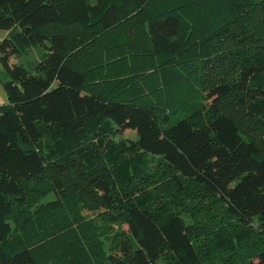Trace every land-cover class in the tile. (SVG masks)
<instances>
[{"label":"trees","instance_id":"trees-1","mask_svg":"<svg viewBox=\"0 0 264 264\" xmlns=\"http://www.w3.org/2000/svg\"><path fill=\"white\" fill-rule=\"evenodd\" d=\"M0 32V264H264V0H0ZM194 190L207 244L168 200ZM76 205L105 224H44Z\"/></svg>","mask_w":264,"mask_h":264},{"label":"rangeland","instance_id":"rangeland-1","mask_svg":"<svg viewBox=\"0 0 264 264\" xmlns=\"http://www.w3.org/2000/svg\"><path fill=\"white\" fill-rule=\"evenodd\" d=\"M88 3L90 5H94L96 3V0H88ZM2 32H0V36ZM43 51L40 47H37L35 49H32V52L27 53L26 55H23L21 57H12L10 59V64L17 65V66H23L27 69H32L33 66L40 60V57L42 55ZM6 81V75L3 72V70L0 67V97L5 103V93L3 89V83ZM135 139V133L133 131H125L120 137L117 139ZM167 173H161L158 175V177L155 180L154 184H160V187L158 189V193L161 192V189L163 188L164 184L169 183L167 178ZM195 194L192 197V199H185L183 197H176V195L171 196L168 200H172V202H176L180 204V206L183 208V210L188 209L190 214L182 213L183 219L188 223L191 224L195 229L199 230L201 232L200 235V241H203L204 244L209 243L208 239H205L206 236H210L214 230L220 231L218 228L223 229L222 227H225L228 225V218L226 219V214L224 213V210L222 208L217 207L213 202L212 199H210L206 194L202 191L194 190ZM53 196H49L48 199H52ZM165 195L161 194L159 195V200H164ZM86 204H88L86 202ZM68 208V210H67ZM101 211L96 210H90L88 207L84 205H76V206H67L66 210L59 212L57 216H55L54 220H46L47 223H44L45 225L50 224L49 226H53L54 228L59 225L60 223L64 225H69L71 222L74 223V226L79 223L80 226H82L83 229L88 227V221H95L99 223L100 225H104V220L100 217ZM37 215V219L39 221L43 220L44 216H40L39 214L33 213V216L30 214L31 220L29 222L30 224H33V226L28 230L29 234H36L37 237L41 236L38 234L40 229L35 223L34 219ZM34 217V218H33ZM87 221V222H86ZM86 222V223H85ZM126 231V227H119L117 225H106V236H109L112 240V246L109 247L108 253L113 252L115 257H117L119 254L118 250L120 248V245L122 244V236L121 233H124ZM114 234H118L116 236H113ZM42 237V236H41ZM258 247V243L256 242V237H253L249 240V242L244 246L243 250L238 252L235 257H233V260L247 257V255L251 254V248L252 247ZM107 248V247H106ZM107 251V250H106ZM100 258L92 257L90 259V264H98L100 262ZM160 264H168V262L161 260Z\"/></svg>","mask_w":264,"mask_h":264},{"label":"crops","instance_id":"crops-1","mask_svg":"<svg viewBox=\"0 0 264 264\" xmlns=\"http://www.w3.org/2000/svg\"><path fill=\"white\" fill-rule=\"evenodd\" d=\"M2 35L0 36V39H2L3 37H5L6 36V33H1ZM1 96V95H0ZM0 100H2V98L0 97ZM5 103H4V101H0V106H2V105H4Z\"/></svg>","mask_w":264,"mask_h":264}]
</instances>
